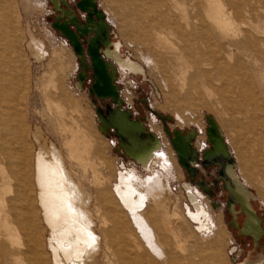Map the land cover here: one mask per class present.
<instances>
[{
    "label": "bare ground",
    "instance_id": "1",
    "mask_svg": "<svg viewBox=\"0 0 264 264\" xmlns=\"http://www.w3.org/2000/svg\"><path fill=\"white\" fill-rule=\"evenodd\" d=\"M125 1L131 2L135 7L133 13L137 15V31L141 37H144L143 42L146 50L149 48L147 41L151 33L154 37L151 39L153 42L151 44L157 49H162L164 53H167L168 47L171 48V43L176 41L177 49L175 50L173 47L175 50L173 57L177 66L182 68L184 64H187L186 60H191L189 68L176 69V76L181 81L180 94L184 92V96L189 97L192 91H196L199 86L205 90L214 82L220 83L219 91L222 93H234L233 101L238 103L241 101L245 111L244 118L247 128L250 133L254 130L257 133L253 134V137L258 138L253 147L256 151L258 150L257 154L264 156V130L261 131L263 128L260 127L263 125V120L258 116V112L264 114V0ZM78 5L88 12L86 26L78 23L75 15L66 11L65 16L68 19L57 22L55 27L66 34L70 45L79 54L81 50L78 35L87 34L89 30L93 31L88 44V53L92 60L94 73V82L90 91L99 97H110L111 100L113 98L112 102L115 104L119 103L121 98L112 85L113 71H109L110 77L108 78L105 71L108 62L103 61L98 47L100 44H104L105 53L109 54L116 62H121L125 68L132 72H141V68L139 64L128 58L123 59L119 55L118 42H111L112 47H108L109 30L103 13L96 7L95 0H81ZM145 5L148 6V12L142 9ZM189 9L191 11H188ZM10 20V13L0 0V53L4 48L8 51L6 56H2L6 51L3 53L2 50L0 54V264H7V256L12 257L13 264H21L22 255L30 260V264H43L45 258L39 250L41 245L40 219L49 231L48 247L53 255L54 264H97L99 242L102 240L99 241L96 233L98 231L94 229L93 214L95 212L98 217H102V223L105 225L107 221L103 216L102 209L105 211L109 209V217L114 220L113 227L105 228V230L108 234L116 231L115 235L120 240V248L126 250L121 254L123 260L124 257L126 258V264H197L201 261L195 251L198 250L197 247L188 254L184 253L186 249L179 239L180 235L183 233L185 239L188 238L187 240L191 237L189 231L184 230L183 232V229L188 228L185 219L188 217L200 221V216H202L207 223L208 235L212 232L214 220L212 219L213 215H209L197 198V193L195 194L190 188L189 183L184 182L183 186L186 198L193 206V210L185 204V212H183V207L180 208L177 205L176 199L166 189L163 178L161 182L160 178L151 177L152 174L142 178L139 174L134 173V168L116 175L112 189L118 196V205L122 210L124 207L128 209L132 225L135 227V231H132L133 233L130 231L128 238H125L123 234L127 227L121 222H115L118 212L116 213L115 202L112 201L111 195H108V191L99 187L95 189L94 204L96 209L92 214L89 209L92 197L88 190L90 187L88 189L86 188L88 186L85 187V179L81 178L82 175L73 174V170H70L71 167L68 168L66 165L59 148L53 144L48 146L44 142H39L41 136L38 132H34L33 135L38 141V148L35 152L33 151V169H29L28 142L23 135L25 130L23 113L28 104V89L23 90L21 86L20 75L22 73L19 67L16 64H11L14 61L9 52L16 45V37L12 36L11 25L13 23L11 24ZM236 21H239V23L237 22L239 25ZM74 23L76 24L75 33L68 26V24ZM28 47L32 50L31 44ZM54 52L62 56L66 54L63 49H57ZM147 54L145 57L152 62L153 66H157V62ZM81 64L82 67L86 66L84 59ZM109 65L113 70L114 67ZM80 79H84L82 72ZM52 82L49 83L54 85ZM55 95L57 96V94ZM224 98L223 96L220 99L224 101ZM47 99L50 98L47 97ZM51 100L52 105H49L57 112L53 109L54 114L62 117L63 112L59 110L60 106ZM222 100L221 104H223ZM75 108L74 112L76 110L78 112L79 108ZM106 109V113L101 108L97 109L100 130L114 126L120 137L121 146L138 160L142 167H149V162L153 160L163 166V171L164 169L167 171L170 162L163 152L156 150L158 145L156 135L144 132L142 123L130 119V114L122 111L121 108L112 109L107 105ZM57 121L60 122L58 119ZM53 123L55 124V121ZM59 126L61 130H67L70 133V137L65 141L66 157L70 161H75L84 171L86 165H89L94 182L98 184L101 181V176L95 164L96 161L91 163L89 161L94 139L77 121L76 125H73L74 127L70 125V127H66L67 125L63 122H60ZM207 129L213 142V148L205 154V157L203 156L204 163L220 165L219 174L226 180L227 201L230 210H233L235 193L240 197L242 210L246 213V222L241 230L251 233L256 239L262 233L259 228V218L249 209L248 198L251 193L239 182L235 171L231 168V157L228 151L222 147L219 129L212 120ZM61 133L63 132L61 131ZM192 135V132L184 134L180 130H175L174 136L171 137V141L178 151V161L189 170L192 169L189 162L196 155V151L190 144ZM218 152L223 153L224 157H219ZM261 160L260 171L264 175V157ZM263 175H261L262 178ZM261 176L259 175L260 178ZM259 182L264 187V180ZM139 184H142L143 188ZM146 196H149L153 203V207L148 210ZM35 207L38 209V213H36ZM146 210L151 214L146 216ZM155 213H158V218ZM200 225L202 226V224ZM162 231L166 234L169 233L174 239L172 244H174V250H177V255H174L176 252H172L173 249L171 250L170 246L167 247L169 243L167 241L170 239L165 236V233L161 234ZM79 250L84 252L81 257L75 255V252ZM181 252L184 255L183 253L181 255ZM209 262H211L209 258H206V261L201 263L209 264ZM239 263L241 264V262Z\"/></svg>",
    "mask_w": 264,
    "mask_h": 264
},
{
    "label": "rangeland",
    "instance_id": "2",
    "mask_svg": "<svg viewBox=\"0 0 264 264\" xmlns=\"http://www.w3.org/2000/svg\"><path fill=\"white\" fill-rule=\"evenodd\" d=\"M77 1L56 0L55 3V0H52L53 4L51 0H2L3 5L10 13V23H13L11 25L12 36L13 38L16 37L15 49L12 47L9 52V55L12 56L11 59L15 62H11V64H16L19 67L22 73L20 75L21 86L23 90L28 89V104L23 113L25 122L23 135L28 142L29 169H33L32 159L35 150L38 148V141L33 135L34 132H38L41 136L39 142H44L48 146L53 144L59 148L64 156L66 165L68 168L71 167L69 169L73 170V174L82 175L81 178L85 179H83L85 187L88 186L86 187L87 189L90 187L88 190L91 193L92 200L89 203V209L92 214L96 209L94 204L95 189L99 187L108 191V195H111L112 201L115 202L117 209L115 211L116 213L118 212L115 222H121L127 227L125 234H123L125 238H128L130 231H135V227L132 225L128 209L124 207V210H122L118 205V196L112 189L113 183L116 181V175L121 172H128L134 168V173L139 174L142 178H146L151 174V177L155 179L160 178V182L163 178L166 189L176 199L177 205L180 208L183 207V212H185V204L193 210V206L186 198L183 186L184 182L189 183L190 188L195 194L197 193V198L209 212V215H213L214 225L211 234L208 235L209 230H206L207 223L202 216H200L201 223L187 217L188 220L185 219V222L188 228L183 229V232L184 230L189 231L191 237L187 240L188 238L185 239L182 233L179 238L184 245V249H186L184 253L188 254L197 247L198 250L195 251L199 255V259H201L197 264H202L201 262H205L206 258L211 261L209 264H240L239 262L241 264H253V262L255 264H264V187L259 182L264 180V175L260 171L262 168L261 159L264 156L261 155V157L260 154H257L258 150L256 151L253 147L258 138L253 137V134L256 133L255 130L250 133L249 128H247L244 118L246 115L241 101L239 102L240 104L233 101L234 93L227 94L219 91L220 83L216 82L211 83L205 90L199 86L196 91H192L189 97H185L184 92L180 94L181 81L176 76V69L181 67L177 66V62L173 57V53L177 49L176 41H173V44L171 43L170 45L171 48L168 47V52L164 53L162 49L153 47L151 39L154 37L150 33L149 38L147 37L149 48L146 50L143 42L144 37H141L137 31V15L133 13L135 7L131 2L125 0H95L96 7L103 13L109 30L110 45L108 44V47H112L111 42H118L119 55L123 59L128 58L139 64L141 68V72H132L125 68L121 62H116L109 54H106L104 51L105 45L100 44L98 52L102 59L108 62L107 68L111 72L113 71L112 80L121 98V102L116 104L127 109L131 118L140 121L147 132L156 135L158 140L156 150L163 152L170 162L167 171L165 169L163 171V166L153 160L149 162V167H142L141 163L120 145L119 137L113 126H108L104 130L99 128L96 108L100 106L105 109L107 103L113 106L115 103L111 101L110 97H99L90 91L93 81V70L92 60L87 51V44L91 30L87 34L78 35L81 50L79 54L69 44V40L64 33L55 27V24L60 21L58 19L66 17V11L74 14L78 22H85L86 11L78 7ZM142 9L145 12L149 11L147 5ZM188 11L191 10L189 9ZM237 22L239 23V21ZM69 26L76 30L73 24ZM29 44H31L32 50L28 47ZM57 49L65 50L66 54L62 56L55 53L54 51ZM5 51L4 48L3 53ZM7 52L4 55L2 54V56H6ZM146 54L157 62V66L152 65V62L145 57ZM81 58L86 62L84 67L80 64ZM185 62L187 64H184L180 70L191 66L190 59ZM109 64L114 67L113 70H111ZM81 70L85 73L82 72L84 74L83 80L80 79ZM48 80L50 83L53 81L54 83L52 82V84L54 85H51ZM223 96L225 97L224 101L220 99ZM47 97L50 99L48 100ZM50 100L60 106L59 110L63 112V115L61 114L62 117L54 114L56 110L50 106L52 105ZM221 100L223 104H221ZM76 105L79 111L77 112L76 110L75 113L73 109ZM258 116L263 120V125L260 126L263 128H260L262 131L264 130V114L258 112ZM73 117L74 119L72 120ZM57 119L66 124V127H74L73 125H76L77 121L86 130L84 131L94 139L89 161L90 163L96 161L95 164L102 181H99V185L94 182L89 165H86L84 171L83 168H79L75 161H70L66 157L65 141L70 137V133L67 130H61L60 122ZM211 120L219 129L222 147L228 151L231 157V168L235 171L239 182L251 193L248 198L249 209L252 214L259 218V228L262 233L257 237L258 239H254L251 233H245L241 230L246 213L241 210V199L235 193L234 203L232 204L233 210H229L230 207L226 199L227 189L224 185V177L219 174V164L207 163L206 165L202 161L203 156L207 152L206 150L211 148L213 143L207 129ZM53 121H55V124ZM56 126L59 128H55ZM59 129L60 132H58ZM175 130H180L184 134L193 133L190 144L196 151V155L189 162L192 166L191 170L178 161V151L171 141ZM61 131L66 133L63 134ZM187 131L188 133H186ZM217 155L224 157L223 153L218 152ZM66 159L69 160L67 161ZM83 173L86 174L84 175ZM259 175H263V178L261 176V179ZM32 178L31 173V180L34 186ZM92 180L93 184L97 186L92 184ZM139 185L141 186L142 184ZM145 201L148 205L147 210L153 207L149 196H146ZM113 202L112 204H114ZM108 210L102 209L103 216L107 221L105 225L102 223V217H98L95 212L93 214L94 229L98 231L96 233L99 241L102 240L99 242L97 264H126V258L124 257L123 260L121 255L126 250L120 248V240L115 235L116 231L108 234L105 230V228H112L114 223V220L109 217ZM161 212L164 213L163 211ZM36 213H38V209ZM150 214V211L146 212V216ZM155 216L158 218V213H155ZM39 231L41 240L39 250L42 251L40 253L45 258L43 264H54L53 255L48 247L49 231L41 219ZM160 233L163 235L165 233V236L170 239V241H167V243H170H168L167 247L170 246V249H173L172 252L175 253L177 250H174V244H172L174 239L172 236L163 231ZM114 243L117 245L115 246ZM131 247L135 251L132 244ZM75 255L81 257L84 252L79 250L75 252ZM174 255H177V252ZM21 259L23 260L21 264H30V260H27L23 255ZM6 260L7 264H13L12 257L7 256Z\"/></svg>",
    "mask_w": 264,
    "mask_h": 264
},
{
    "label": "flooded vegetation",
    "instance_id": "3",
    "mask_svg": "<svg viewBox=\"0 0 264 264\" xmlns=\"http://www.w3.org/2000/svg\"><path fill=\"white\" fill-rule=\"evenodd\" d=\"M81 0H78L77 1V5H78V3L80 2ZM52 2V1H51ZM78 7H80L79 5H78ZM68 19V17L66 16V17H64L63 19H58V20H60L61 22L62 21H65V20H67ZM87 20H88V12L86 11V20H85V22L84 23H81L83 26H86V24H87ZM77 21V20H76ZM59 22V21H58ZM78 22V21H77ZM78 23H80V22H78ZM70 24H68V26H69ZM74 26H75V28H76V24L74 23L73 24ZM69 28H70V26H69ZM70 30L73 32L74 31V33H75V30L74 29H72V28H70ZM62 31V30H61ZM63 32V31H62ZM64 33V32H63ZM92 34H93V31H91L90 32V34L88 35V44H89V42H90V37H92ZM65 36H66V34H64ZM67 37V36H66ZM68 39V38H67ZM70 44V43H69ZM88 44H87V51H88ZM79 47H80V44H79ZM81 53V52H80ZM91 58V57H90ZM82 60H83V58H81V60H80V64L82 63ZM85 61V60H84ZM104 62H106L105 60H103ZM81 66H82V64H81ZM93 70V69H92ZM106 73H107V77L109 78L110 76V70L108 69V68H106ZM80 72H83L84 73V71L83 70H81ZM79 72V73H80ZM85 74V73H84ZM77 78H78V76H77ZM93 80H94V73H93ZM94 81H92V83H93ZM112 85L114 86V88H115V90H116V92H117V95L119 96V94H118V91H117V87H116V85H115V83L112 81ZM91 87V86H90ZM120 97V96H119ZM112 98V97H111ZM112 100H113V98H112ZM111 100V101H112ZM114 101V100H113ZM107 105L108 106H111V108L112 109H116V108H121L122 109V111H126V112H128L129 113V111L127 110V109H125V108H122V107H120L118 104H115L114 106L113 105H110V104H106V106H105V109H102L100 106H98L97 108H96V112L98 111L97 109H100L101 108V110L102 111H104V113H106V108H107ZM130 114V113H129ZM130 119H132L131 117H130ZM133 121H135V122H137V123H141L140 121H137V120H134V119H132ZM113 128H114V126H113ZM115 129V128H114ZM116 131V130H115ZM144 132H146V133H150V132H147L146 131V129L144 128ZM187 133V132H186ZM117 134V133H116ZM119 137V136H118ZM119 141H120V137H119ZM120 145H121V143H120ZM213 148V145L211 146V148H209V149H207L206 151L208 152V151H210L211 149ZM205 151V152H206ZM206 152V153H207ZM205 153V154H206ZM204 157H205V155H204ZM204 157H203V159H202V161L204 162ZM220 166V165H219ZM220 168V167H219ZM219 170V169H218ZM225 180V179H224ZM224 185H225V187H226V180H225V183H224ZM226 199L228 200V191H227V194H226ZM228 202V201H227ZM229 210H230V208H229ZM242 210V209H241ZM245 222H246V215H245V218H244V224H245ZM244 224H243V226L241 227V229H243V227H244ZM245 233H248V232H245ZM253 237V236H252ZM254 238V237H253ZM263 247H264V245H263Z\"/></svg>",
    "mask_w": 264,
    "mask_h": 264
},
{
    "label": "water",
    "instance_id": "4",
    "mask_svg": "<svg viewBox=\"0 0 264 264\" xmlns=\"http://www.w3.org/2000/svg\"><path fill=\"white\" fill-rule=\"evenodd\" d=\"M77 53V52H76ZM159 117H162L160 114H157Z\"/></svg>",
    "mask_w": 264,
    "mask_h": 264
}]
</instances>
